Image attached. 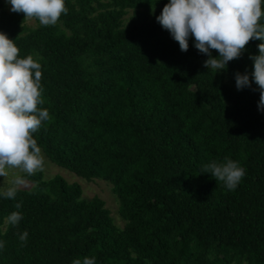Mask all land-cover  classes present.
<instances>
[{
	"label": "trees",
	"instance_id": "16d2710c",
	"mask_svg": "<svg viewBox=\"0 0 264 264\" xmlns=\"http://www.w3.org/2000/svg\"><path fill=\"white\" fill-rule=\"evenodd\" d=\"M166 3L65 0L54 26L27 27L0 0V32L41 64L39 107L51 117L33 134L42 154L108 182L122 220L117 228L77 183L37 172L14 200L0 197V264H264V113L257 86L237 90L234 79L251 80L261 41L226 70L206 69L192 37L181 52L156 22ZM225 157L246 170L233 191L201 173ZM13 211L17 226L5 222Z\"/></svg>",
	"mask_w": 264,
	"mask_h": 264
},
{
	"label": "clouds",
	"instance_id": "9594fccd",
	"mask_svg": "<svg viewBox=\"0 0 264 264\" xmlns=\"http://www.w3.org/2000/svg\"><path fill=\"white\" fill-rule=\"evenodd\" d=\"M13 13H22L24 19L38 20L42 26H54L68 9L65 0H5ZM264 0H168L156 22L178 43L181 52L193 47L207 59L203 67L218 72L226 70L229 62L241 58L250 41L259 40L258 55L253 61L251 80L245 72L234 74L237 90L257 87L258 111L264 113ZM15 40L0 32V197L14 200L18 190L27 184V178L43 172L45 159L34 133L43 122L51 119L46 108H40L42 99L41 64L33 54L20 56ZM213 50L218 53L213 57ZM159 63V62H157ZM201 173H208L222 182L226 190L236 189L246 170L239 162L227 157L222 162L212 160L202 165ZM2 179V180H3ZM22 202L16 203L20 209ZM23 219L19 211L5 217V222L17 226ZM28 232L19 235L24 246ZM4 242L0 241V249ZM71 264H95V257L85 256Z\"/></svg>",
	"mask_w": 264,
	"mask_h": 264
},
{
	"label": "rangeland",
	"instance_id": "374dc122",
	"mask_svg": "<svg viewBox=\"0 0 264 264\" xmlns=\"http://www.w3.org/2000/svg\"><path fill=\"white\" fill-rule=\"evenodd\" d=\"M4 8L6 10H10V5H7L5 3V0H1ZM129 14L127 12L126 15L123 16V18H126V16ZM24 24L27 27H32L36 24V21L33 19H27L25 18ZM200 64H203L204 61H198ZM225 80L232 84L231 79L225 77ZM43 155V154H42ZM45 159V168L44 171L41 172L43 179H48L54 175H58L62 177L67 182H74L77 183L80 191H81V198L85 200H89L92 197H97L103 201L104 207L107 209L109 216L111 217L112 223L117 227L120 228L122 226V220L117 214V200L114 197V195L111 192V185L103 180L100 179H91V180H85L80 177H77L73 173L51 163L48 161L45 156L43 155ZM0 178V183H6L8 178ZM30 187V183L27 182L25 186H23L21 189H25Z\"/></svg>",
	"mask_w": 264,
	"mask_h": 264
}]
</instances>
